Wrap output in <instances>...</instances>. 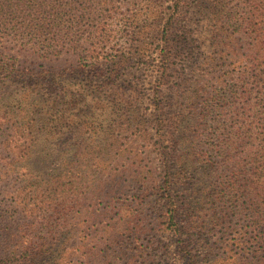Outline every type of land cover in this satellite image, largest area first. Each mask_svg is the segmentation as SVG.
<instances>
[{
    "label": "rangeland",
    "instance_id": "rangeland-1",
    "mask_svg": "<svg viewBox=\"0 0 264 264\" xmlns=\"http://www.w3.org/2000/svg\"><path fill=\"white\" fill-rule=\"evenodd\" d=\"M218 1L219 17L213 0L75 3L50 53L28 35L0 38L12 67L0 116L14 121L0 134V248L27 230L46 251L24 264H264L252 194L264 62L252 25L237 29L239 14L252 22V0ZM171 38L181 43L163 70ZM168 196L179 225L193 226L191 256L163 228Z\"/></svg>",
    "mask_w": 264,
    "mask_h": 264
},
{
    "label": "trees",
    "instance_id": "trees-1",
    "mask_svg": "<svg viewBox=\"0 0 264 264\" xmlns=\"http://www.w3.org/2000/svg\"><path fill=\"white\" fill-rule=\"evenodd\" d=\"M84 1H87L88 4L91 0H78V2L77 0H0V38L4 39L10 36L13 37V35L17 36L19 33L25 35V37L28 35L29 40L34 45L42 47L46 53H50L51 51L49 49L53 46L54 41H58V44L62 45L61 38L59 39L57 35L67 34L70 30V24L67 25L66 23L74 19L72 15L75 14V3L81 4ZM211 10L216 17H219L222 13L218 0H213ZM93 13L94 10L90 4L85 10L77 11L78 17L81 15L82 18L92 16ZM180 14L176 10L170 17V24L167 25L171 29L175 28L174 24L179 21ZM235 17L238 23V30L244 24L252 25L253 53L259 62H264V0H252V22L246 14H239ZM224 27L222 26L223 29ZM59 37L61 36L59 35ZM178 43H181L179 39L171 38L166 40L164 46L165 52L162 53L163 64L161 67L163 70L166 69V65L172 55L176 53L175 47L177 48L176 45ZM55 51L56 53L59 52L57 54L59 57L62 51L59 49H55ZM76 54L79 56L78 52ZM100 54L99 50L93 49L91 50L90 56L97 58ZM1 57L2 51L0 50V80L8 75L10 76L12 69V67L10 68L8 64L2 61ZM8 114H11L10 111L0 116V134L8 130L11 124L14 125L13 118ZM263 125L264 122H261L260 127L262 126L263 128ZM3 128L5 129L3 130ZM2 143L5 144V142ZM260 151L264 153V144L260 146ZM163 183L167 187L169 186L170 175H165ZM67 184L68 182H64L61 177L51 181V189L55 194H59V188H63ZM164 189L167 190V188ZM252 194L257 202L253 213V217L255 216L253 219V227L262 231V234L256 237L264 241V161L258 164L252 173ZM165 204L167 210L162 220L163 228L169 229L170 233L173 234L174 241L178 244V249L183 253L182 255L191 256L187 241L192 235L190 229L193 226L190 225L185 228L179 225L176 218L177 205L174 197L168 196ZM202 228L199 229L198 234L200 232L204 234ZM27 234L28 231L26 230L20 235L15 236L16 241L12 244L1 246L0 264H24V261L31 258L33 254L42 255L46 251V243H30L29 235Z\"/></svg>",
    "mask_w": 264,
    "mask_h": 264
}]
</instances>
